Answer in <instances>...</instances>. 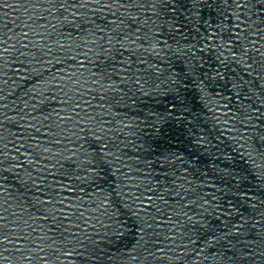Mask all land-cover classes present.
Returning <instances> with one entry per match:
<instances>
[{
	"label": "water",
	"instance_id": "1",
	"mask_svg": "<svg viewBox=\"0 0 264 264\" xmlns=\"http://www.w3.org/2000/svg\"><path fill=\"white\" fill-rule=\"evenodd\" d=\"M0 264H264V0H0Z\"/></svg>",
	"mask_w": 264,
	"mask_h": 264
}]
</instances>
